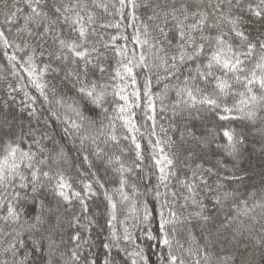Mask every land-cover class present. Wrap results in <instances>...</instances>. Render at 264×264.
<instances>
[{"label":"snow or ice","instance_id":"1","mask_svg":"<svg viewBox=\"0 0 264 264\" xmlns=\"http://www.w3.org/2000/svg\"><path fill=\"white\" fill-rule=\"evenodd\" d=\"M0 264H264V0H0Z\"/></svg>","mask_w":264,"mask_h":264}]
</instances>
